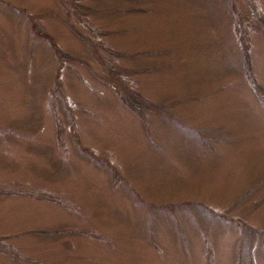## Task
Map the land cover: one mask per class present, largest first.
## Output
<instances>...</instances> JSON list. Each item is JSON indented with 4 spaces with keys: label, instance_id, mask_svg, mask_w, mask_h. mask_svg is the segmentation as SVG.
<instances>
[{
    "label": "rangeland",
    "instance_id": "1",
    "mask_svg": "<svg viewBox=\"0 0 264 264\" xmlns=\"http://www.w3.org/2000/svg\"><path fill=\"white\" fill-rule=\"evenodd\" d=\"M0 264H264V0H0Z\"/></svg>",
    "mask_w": 264,
    "mask_h": 264
}]
</instances>
